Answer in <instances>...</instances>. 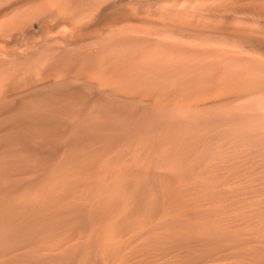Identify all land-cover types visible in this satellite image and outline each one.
Listing matches in <instances>:
<instances>
[{
	"label": "rangeland",
	"instance_id": "374dc122",
	"mask_svg": "<svg viewBox=\"0 0 264 264\" xmlns=\"http://www.w3.org/2000/svg\"><path fill=\"white\" fill-rule=\"evenodd\" d=\"M41 1L0 0V264H101V246L89 233L107 215L121 214L116 229L124 231L144 208L177 210L186 200L197 204L187 223L171 218L128 264H196L211 253L233 258L223 264H264V0L247 2L250 14L229 7L235 0H57L70 7L60 18ZM92 70L135 95L98 89L80 77ZM241 82L255 93L194 110L174 105L178 97ZM66 238L73 246L65 251L49 246Z\"/></svg>",
	"mask_w": 264,
	"mask_h": 264
},
{
	"label": "bare ground",
	"instance_id": "6f19581e",
	"mask_svg": "<svg viewBox=\"0 0 264 264\" xmlns=\"http://www.w3.org/2000/svg\"><path fill=\"white\" fill-rule=\"evenodd\" d=\"M3 1V0H2ZM15 1V0H14ZM23 1V0H22ZM43 1V0H42ZM42 1H41V3H42ZM59 1H61V0H59ZM66 1V0H65ZM223 0H221L218 4L220 5V3L222 2ZM226 1H228V0H226ZM232 1V0H231ZM251 1V2H250ZM252 1H253V3H252ZM254 1L256 2V1H263V0H235L232 4L230 3V0H229V4H231V5H229V7L231 6H233L238 12L240 11V12H242V13H247V14H250V9H249V7L247 8V6L245 5L247 2H250V4L252 3V5L251 6H254L253 4H254ZM13 2V1H12ZM26 2H28V1H26ZM44 2V1H43ZM62 2V1H61ZM61 2L59 3L57 0H46L45 1V3H46V5L48 6V7H50L52 10H54L58 15H59V18H60V16L61 17H63L64 15H65V13H66V11H65V9H66V7H67V5H65V7L63 8V6L61 5ZM96 2V1H95ZM224 2V1H223ZM44 3V4H45ZM64 3H66V2H64ZM27 4V3H26ZM166 4V3H165ZM248 4V3H247ZM6 5V4H5ZM40 5H43V4H40ZM179 5V4H178ZM200 5V4H199ZM228 5V4H227ZM256 5H258V4H255V6ZM259 5H260V3H259ZM31 6H32V4H31ZM39 6V5H38ZM72 6V5H71ZM190 6V5H189ZM196 6V5H195ZM195 6H194V8H195ZM210 6V5H209ZM221 6H223L222 4H221ZM44 7V6H43ZM69 7V6H68ZM67 7V9H69ZM198 7V5L196 6V8ZM34 8V7H33ZM41 8V7H40ZM49 8V9H50ZM202 8V7H201ZM216 8H220V6L219 7H216ZM136 9V8H135ZM227 9V8H226ZM249 9V10H248ZM133 10H134V8H133ZM132 10V11H133ZM198 10H200V9H198ZM218 10V9H217ZM235 10V11H236ZM33 11V10H32ZM69 11V10H68ZM118 11V10H117ZM126 11V10H125ZM141 11V10H140ZM205 11V10H204ZM236 11V12H237ZM257 11V10H256ZM137 12V11H136ZM135 12V13H136ZM55 13V14H56ZM143 13V12H142ZM164 13V12H163ZM16 14V13H15ZM36 14H38V13H36ZM56 14V15H57ZM73 14V13H72ZM147 14V13H146ZM166 14V13H165ZM235 14H237V13H235ZM17 15V14H16ZM24 15V14H23ZM68 15H69V13H68ZM138 15V14H137ZM146 16V15H145ZM144 16V17H145ZM148 16V15H147ZM164 16V15H163ZM162 16V17H163ZM237 16V15H236ZM21 17V16H20ZM131 17V16H130ZM135 17V16H134ZM141 17V16H140ZM154 17V16H153ZM157 17V16H156ZM133 18V17H132ZM136 18V17H135ZM160 18V17H159ZM209 18V17H208ZM262 18V17H261ZM28 19V18H27ZM52 18H50V20H51ZM55 19V18H54ZM149 19V18H148ZM147 18H146V20H148ZM155 19V18H154ZM157 19V18H156ZM155 19V20H156ZM161 19V18H160ZM244 19V18H243ZM91 20V19H90ZM89 20V21H90ZM101 20V19H100ZM145 20V19H144ZM158 20V19H157ZM1 21V20H0ZM14 21V20H13ZM54 21V20H53ZM92 21V20H91ZM151 21H152V19H151ZM161 21H162V19H161ZM169 21V20H168ZM217 21V20H216ZM55 22V21H54ZM53 22V23H54ZM96 22V23H95ZM153 22V21H152ZM163 22V21H162ZM162 22H160V24L162 23ZM17 23V21L15 22V24ZM42 23V22H41ZM57 23V22H56ZM94 23L96 24V25H103V24H105V23H107V22H104V21H94ZM116 23V22H115ZM134 23V22H133ZM163 23H165V22H163ZM197 23V22H196ZM91 25H92V23H90ZM125 24V23H124ZM132 24V23H131ZM174 24V23H173ZM8 25V24H7ZM59 25V24H58ZM123 25V24H122ZM133 25V24H132ZM134 25H136V24H134ZM149 25V24H148ZM147 24H146V26L149 28L150 26H148ZM223 25V24H222ZM6 26V25H5ZM137 26V25H136ZM142 27H146L145 26V24H144V26H143V24L141 25ZM14 27H16V26H14ZM93 27V26H92ZM91 27V28H92ZM138 27V26H137ZM237 27V26H236ZM2 28V27H1ZM0 28V29H1ZM39 28V27H38ZM83 28V27H82ZM140 28V27H139ZM147 28V29H148ZM151 28V27H150ZM154 27H152V29H153ZM157 28V27H156ZM161 28V27H160ZM160 28H158V29H160ZM205 28V27H204ZM6 29V28H5ZM15 29V28H14ZM25 29V28H24ZM118 29V28H117ZM142 29V28H141ZM225 29V28H224ZM110 30V29H109ZM165 30V29H164ZM164 30H163V32H164ZM176 30V29H175ZM183 30V29H182ZM17 31V30H16ZM50 31V30H49ZM106 31V30H105ZM145 31V30H144ZM151 31H154V33H155V30L153 29V30H151ZM160 31V30H159ZM161 31H162V29H161ZM168 31V30H167ZM234 31V30H233ZM205 32V31H204ZM216 32V31H215ZM29 33V32H28ZM39 33V32H38ZM159 33V32H158ZM165 33H167L166 31H165ZM11 34V33H10ZM48 34V33H47ZM107 34V33H106ZM201 34V33H200ZM70 35H71V33H70ZM140 35H141V33H140ZM143 35V34H142ZM44 36V35H43ZM178 36V35H177ZM263 36V35H262ZM77 37V36H76ZM212 38V37H211ZM102 39V38H101ZM105 39H106V37H105ZM104 39V40H105ZM199 39V38H198ZM20 40V39H19ZM73 40V39H72ZM246 40V39H245ZM101 42H103V41H101ZM106 42V41H105ZM11 44V43H10ZM22 44V43H21ZM67 44V43H66ZM97 44H101L100 43V41H99V43H97ZM103 44V43H102ZM105 45V44H104ZM1 46H2V44H1ZM24 46V45H23ZM73 46V45H72ZM241 46V45H240ZM249 46V45H248ZM187 48H188V46H187ZM208 48V47H207ZM215 48V47H214ZM237 48V47H236ZM240 48V47H239ZM1 49V48H0ZM3 49V48H2ZM241 49V48H240ZM246 49V48H245ZM244 49V50H245ZM236 50V49H235ZM243 50V49H242ZM248 50H249V48H248ZM256 51V50H255ZM254 51V52H255ZM258 51H260V50H258ZM25 52V51H24ZM27 53V52H26ZM258 55V54H257ZM260 55H262V56H264L263 54H260ZM49 56V55H48ZM134 56V55H133ZM133 56H132V58H133ZM139 57L141 56V55H138ZM10 59V58H9ZM136 59V58H135ZM134 59V60H135ZM140 59V58H139ZM147 59V58H146ZM145 59V60H146ZM153 59V58H152ZM26 60V59H25ZM106 60V59H105ZM117 60V59H116ZM133 60V61H134ZM137 60V59H136ZM55 61V60H54ZM138 61H140V60H138ZM137 61V62H138ZM108 62V61H107ZM127 62V61H126ZM165 62V61H164ZM177 62V61H176ZM210 62V61H209ZM124 63V62H123ZM135 63V62H134ZM133 63V64H134ZM140 63V62H139ZM201 63V62H200ZM211 63V62H210ZM132 64V65H133ZM152 64V63H151ZM173 64V63H172ZM185 64V63H184ZM199 64V63H198ZM16 65V64H15ZM35 65V64H34ZM136 65V64H135ZM143 65V64H142ZM100 66V65H99ZM134 66V65H133ZM132 66V67H133ZM152 66V65H151ZM169 66V65H168ZM188 66V65H187ZM203 66V65H202ZM26 67V66H25ZM37 67V66H36ZM136 67V66H135ZM196 67H197V65H196ZM199 67V66H198ZM27 68V67H26ZM54 68V67H53ZM186 68V67H185ZM202 69V68H201ZM205 69V68H204ZM220 69H221V67H220ZM209 70V69H208ZM252 70V69H251ZM1 71V70H0ZM132 71V70H131ZM1 72H3V71H1ZM0 72V73H1ZM17 72V71H16ZM52 72V71H51ZM146 72V71H145ZM218 72V71H217ZM220 72V71H219ZM218 72V73H219ZM221 73V72H220ZM232 73V72H231ZM28 74V73H27ZM30 74V73H29ZM33 74V73H32ZM81 74V73H80ZM129 74V73H128ZM198 74V73H197ZM216 74V73H215ZM222 74V73H221ZM221 74H219V76L221 75ZM228 74V73H227ZM259 74V73H258ZM18 75V74H17ZM38 75V74H37ZM77 75V74H76ZM140 75V74H139ZM138 75V76H139ZM207 75V74H206ZM205 75V76H206ZM42 76V75H41ZM51 76V75H50ZM247 76V75H246ZM245 76V77H246ZM248 76H250L249 74H248ZM252 76V75H251ZM73 77H74V75H73ZM80 77H82L84 80H86L87 82H89V83H91V84H93L94 86H96V87H98V89H102V90H112V91H114V92H117V93H121V94H131V96H132V94L133 95H135V93L136 92H134V91H132V90H129V89H127V88H125V87H122V86H119L117 83H115L114 81V79H112V78H110V77H108L107 76V74H105L103 71H101V70H92V71H86V72H84V73H82L81 74V76ZM119 77V76H118ZM131 77V76H130ZM223 77V76H222ZM81 78V79H82ZM215 78H217V77H215ZM254 78V77H253ZM129 79V78H128ZM132 79V78H131ZM136 79V78H135ZM246 79H247V77H246ZM248 79H250L249 77H248ZM127 80V79H126ZM214 80V79H213ZM254 80V79H253ZM34 81V80H33ZM51 81V80H50ZM138 81V80H137ZM207 81V80H206ZM251 81V80H250ZM257 81V80H256ZM255 81V82H256ZM26 82V81H25ZM142 82V81H141ZM73 83V82H72ZM71 83V84H72ZM242 83V85L239 83V85H240V87H238V88H235V89H231V88H229V90L228 89H226L225 87L227 86H225V87H222V88H218V89H216V90H213V91H211L210 93H200V94H192V95H186V97H184L183 96V98H181V97H178V99L176 100V102H174V105H185V106H188V108L190 109V107L192 108V106L193 107H198V106H202L203 104H206V103H208V102H211V103H213L214 101H224V100H231V99H234V98H238V97H241V96H243V95H245V94H249L250 95V93L253 91V88L252 87H250L249 86V84L247 85V82L246 83H244V82H241ZM181 84V83H180ZM184 84V83H183ZM246 84V85H245ZM4 85V84H3ZM6 85V84H5ZM27 85V84H26ZM25 85V86H26ZM141 85V84H140ZM144 85V84H143ZM29 86V85H28ZM136 86V85H135ZM184 86V85H183ZM202 86V85H201ZM137 87V86H136ZM203 87V86H202ZM235 87V86H234ZM81 88V87H80ZM180 88V87H179ZM232 88H233V86H232ZM6 89V88H5ZM90 89V88H89ZM169 89V88H168ZM3 90V89H2ZM8 91V90H7ZM59 91V90H58ZM77 91V90H76ZM179 91V90H178ZM52 92V91H51ZM170 92V91H169ZM81 93V92H80ZM139 93H141V92H139ZM252 93H255V92H252ZM251 93V94H252ZM151 94V93H150ZM26 95V94H25ZM50 95V94H49ZM94 95V94H93ZM141 95V94H140ZM144 95V94H143ZM174 95H175V93H174ZM254 95V94H253ZM22 96V95H21ZM34 96V95H33ZM48 96V95H47ZM70 96V95H69ZM139 96V95H138ZM171 96H173V95H171ZM72 97V96H71ZM129 97V96H128ZM141 97V96H140ZM50 98V97H49ZM252 98V97H251ZM264 98V97H263ZM262 98V99H263ZM98 99V98H97ZM252 99H254V98H252ZM257 100H258V98H256ZM15 100V99H14ZM32 100V99H31ZM46 100V99H45ZM144 100H145V98H144ZM157 100V99H156ZM260 101H263V100H261V99H259ZM172 101V100H171ZM28 102V101H27ZM59 102V101H58ZM84 102V101H83ZM143 102V101H142ZM232 102V101H231ZM242 102V101H241ZM128 103V102H127ZM145 103V102H144ZM264 103V102H263ZM74 104H76V102L74 103ZM80 104H81V102H80ZM230 104H232V103H230ZM229 104V105H230ZM234 104V103H233ZM232 104V105H233ZM262 104V103H261ZM102 105V104H101ZM218 105V104H217ZM235 105V104H234ZM236 105H238V104H236ZM255 105V104H254ZM259 105H260V103H259ZM190 106V107H189ZM36 107V106H35ZM58 107V106H57ZM75 107H77V106H75ZM227 107H229V106H227ZM235 107V106H234ZM178 108V107H177ZM187 108V107H186ZM188 108H187V110H188ZM194 108V109H195ZM232 108V107H231ZM59 109V108H58ZM71 109V108H70ZM180 109H182V108H180ZM193 109V108H192ZM193 109V110H194ZM236 109V108H235ZM83 110V109H82ZM175 110V109H174ZM179 110V109H178ZM186 110V109H185ZM186 110V111H187ZM30 111V110H29ZM28 111V112H29ZM33 111V110H32ZM169 111V110H168ZM180 111V110H179ZM184 111V110H183ZM195 111H197V110H195ZM242 111V110H241ZM32 113V112H31ZM160 113V112H159ZM177 112L175 111V114H176ZM184 113H187V112H184ZM192 113V112H191ZM198 113V112H197ZM25 114V113H24ZM41 114V113H40ZM128 114V113H127ZM18 115V114H17ZM29 115V114H28ZM32 115H34V114H32ZM170 115V114H169ZM36 116V115H35ZM238 116V115H237ZM26 117H28V116H26ZM29 117H30V115H29ZM153 117V116H152ZM168 117V116H167ZM193 117V116H192ZM34 118V117H33ZM59 118V117H58ZM189 118V117H188ZM14 120V119H13ZM37 120H39V119H37ZM42 120V119H41ZM61 120V119H60ZM195 120V119H194ZM242 120V119H241ZM262 120V119H261ZM34 121V120H33ZM8 123H9V121H8ZM39 123V122H38ZM43 122L41 121V124H42ZM94 123V122H93ZM261 123V122H260ZM148 125H149V123H147ZM1 125V124H0ZM163 125V124H162ZM72 126V125H71ZM182 126H184V125H182ZM190 127V126H189ZM77 128V127H76ZM157 129V128H156ZM205 129V128H204ZM73 130V129H72ZM71 130V131H72ZM140 130V129H139ZM187 130V129H186ZM36 131V130H35ZM8 132V131H7ZM15 132V131H14ZM134 132H135V130H134ZM134 132H132V133H134ZM138 132V131H137ZM141 132V131H140ZM19 133V132H18ZM29 133V132H28ZM40 133H41V131H40ZM44 133V132H43ZM46 133V132H45ZM33 135H34V132L32 133ZM49 134V133H48ZM97 134H98V132H97ZM192 134V133H191ZM245 134V133H244ZM260 134V133H259ZM5 135V134H4ZM42 135V134H41ZM45 135V134H44ZM50 135V134H49ZM69 135V134H68ZM74 135H75V133H74ZM84 135V134H83ZM125 135V134H124ZM135 135V134H134ZM195 135V134H194ZM12 136V135H11ZM24 136V135H23ZM185 136V135H184ZM44 137V136H43ZM70 137V136H69ZM91 137V136H90ZM98 137V136H97ZM126 137V136H125ZM127 137H129V136H127ZM132 137V136H131ZM137 137H139L138 135H137ZM13 138V137H12ZM15 138V137H14ZM32 138H37V137H34V136H32ZM40 138V137H39ZM39 138H37L36 140H38ZM71 138V137H70ZM134 137H132V139H133ZM52 139V138H51ZM92 139V138H91ZM139 139H140V137H139ZM189 139V138H188ZM226 139V138H225ZM228 139V138H227ZM41 139H39V141H40ZM43 140V139H42ZM45 140V139H44ZM75 140V139H74ZM137 140V139H136ZM192 140V139H191ZM220 140V139H219ZM14 141V140H13ZM53 141V140H52ZM67 141H69V140H67ZM93 141H96V140H93ZM127 141V140H126ZM132 141H135V140H132ZM140 140H138L137 142H139ZM200 141V140H199ZM253 141V140H252ZM50 142V141H49ZM48 142V143H49ZM91 142V141H90ZM5 143V142H4ZM80 143H82V142H80ZM103 143V142H102ZM223 143V142H222ZM264 143V142H263ZM262 143V144H263ZM7 144H8V142H7ZM68 144H69V142H68ZM83 144V143H82ZM96 144V143H95ZM253 144V143H252ZM259 144V143H258ZM257 144V145H258ZM4 145V144H3ZM105 145V144H104ZM169 145V144H168ZM173 145V144H172ZM203 145V144H202ZM211 145H213V144H211ZM261 145V144H260ZM46 146V145H45ZM67 146V145H66ZM113 146V145H112ZM146 146V145H145ZM170 146V145H169ZM259 146V145H258ZM20 147V146H19ZM50 147V146H49ZM250 147H252V146H250ZM1 148V147H0ZM4 148V147H3ZM51 148V147H50ZM54 148V147H53ZM98 148V147H97ZM127 148V147H126ZM129 148V147H128ZM136 148V147H135ZM195 148V147H194ZM214 148V147H213ZM212 148V149H213ZM254 148V151H255V148L256 147H253ZM2 149V148H1ZM66 149V148H65ZM99 149V148H98ZM149 149H150V147H149ZM196 149V148H195ZM250 149H252V148H249V150ZM263 149V148H262ZM26 150H28V149H26ZM47 150V149H46ZM97 150V149H96ZM5 151V150H4ZM7 151H8V149H7ZM31 151V150H30ZM100 150H98V152H99ZM102 151V150H101ZM133 151V150H132ZM131 151V152H132ZM180 151V150H179ZM256 151H258V149H256ZM170 152V151H169ZM242 152H244V151H242ZM249 152V151H248ZM100 153V152H99ZM140 153V152H139ZM161 153V152H160ZM17 154V153H16ZM108 154V153H107ZM162 154H164V153H162ZM161 154V155H162ZM167 154V153H166ZM245 154V153H244ZM257 154V153H256ZM4 155V154H3ZM98 155V154H97ZM191 155V154H190ZM10 156V155H9ZM20 156V155H19ZM29 156H31V155H29ZM86 156V155H85ZM101 156V155H100ZM107 156V155H106ZM105 156V157H106ZM121 156V155H120ZM149 156H151V155H149ZM156 156V155H155ZM165 156V155H164ZM231 156V155H230ZM26 157V156H25ZM45 157V156H44ZM43 157V158H44ZM160 157V156H159ZM224 157V156H223ZM244 157V156H243ZM42 158V159H43ZM128 158V157H127ZM255 158V157H254ZM32 159V158H31ZM59 159V158H58ZM165 159V158H164ZM11 160H12V157H11ZM79 160V159H78ZM232 160V159H231ZM136 161H138V160H136ZM151 161H152V159H151ZM233 161V160H232ZM100 162V161H99ZM99 162H98V164H99ZM226 162V161H225ZM240 162V161H239ZM94 163V162H93ZM134 163V162H133ZM159 163V162H158ZM231 163V162H230ZM253 163V162H252ZM3 164V163H2ZM146 164V163H145ZM213 164V163H212ZM216 164H217V162H216ZM255 164V163H254ZM258 164V163H257ZM264 164V163H263ZM78 165V164H77ZM105 165V164H104ZM218 165H219V163H218ZM221 165V164H220ZM239 165V164H238ZM100 166V165H99ZM148 166V165H147ZM170 166H172V165H170ZM179 166V165H178ZM192 166V165H191ZM209 166V165H208ZM213 166H214V164H213ZM263 166V165H262ZM40 167V166H39ZM98 167V166H97ZM118 167V166H117ZM216 167V166H215ZM218 167H220V166H218ZM102 168H104V167H102ZM144 168H146V167H144ZM143 167H142V169L143 170H145ZM217 168V167H216ZM0 169H1V167H0ZM193 169V168H192ZM129 170V169H128ZM139 170V169H138ZM147 170V169H146ZM168 170V169H167ZM174 170V169H173ZM205 170V169H204ZM220 169H218V171H219ZM133 171H134V169H133ZM141 171V170H140ZM154 171V170H153ZM170 171V170H169ZM189 171V170H188ZM131 172V171H130ZM159 172V171H158ZM205 172H206V170H205ZM204 172V173H205ZM221 172V171H220ZM239 172V171H238ZM80 173V172H79ZM98 173V172H97ZM133 173V172H132ZM140 173V172H139ZM141 173H143L142 171H141ZM200 173H202V172H200ZM210 173V172H209ZM213 173V172H212ZM218 173V172H217ZM216 173V174H217ZM222 173V172H221ZM57 174V173H56ZM104 174V173H103ZM137 174V173H136ZM135 174V176H137ZM177 174V173H176ZM192 174V173H191ZM174 175V174H173ZM213 175V174H212ZM222 175V174H221ZM61 176V175H60ZM82 176V175H81ZM86 176V175H85ZM89 176V175H88ZM125 176V175H124ZM139 176V175H138ZM171 176V175H170ZM187 176V175H186ZM208 176V175H207ZM214 176V175H213ZM58 177V176H57ZM141 177V176H140ZM162 177V176H161ZM173 177V176H172ZM201 177V176H200ZM205 177H206V175H205ZM215 177H216V175H215ZM233 177V176H232ZM3 178V177H2ZM26 178V177H25ZM77 178V177H76ZM94 178V177H93ZM103 178H105V177H103ZM124 178V177H123ZM139 178V177H138ZM214 178V177H213ZM218 178V177H217ZM234 178V177H233ZM22 179V178H21ZM26 179H28V178H26ZM80 179V178H79ZM84 179V178H83ZM134 179H136V178H134ZM202 179V178H201ZM204 179V178H203ZM8 180V179H7ZM7 180H5V181H7ZM29 180V179H28ZM48 180V179H47ZM56 180V179H55ZM98 180V179H97ZM174 180V179H173ZM210 180H211V178H210ZM4 180H2V182H3ZM12 181H14V179L12 180ZM20 181V180H19ZM179 181V180H178ZM201 181H203V180H201ZM206 181V180H205ZM221 181V180H220ZM204 182V181H203ZM215 182V181H214ZM213 182V183H214ZM13 183V182H12ZM200 183H202V182H200ZM205 183V182H204ZM225 183V182H224ZM3 184V183H2ZM133 184V183H132ZM150 184V183H149ZM179 184H180V182H179ZM194 184V183H193ZM206 184V183H205ZM228 184V183H227ZM231 184H233L232 182H231ZM18 185V184H17ZM122 185V184H121ZM185 185V184H184ZM204 185V184H203ZM207 185V184H206ZM205 185V186H206ZM255 185V184H254ZM204 186V187H205ZM229 186V185H228ZM53 187V186H52ZM152 187V186H151ZM151 187H149V188H151ZM177 187V186H176ZM176 187H175V189H176ZM200 187V186H199ZM198 187V188H199ZM220 187V186H219ZM225 187V186H224ZM230 187H231V185H230ZM156 188V187H155ZM158 188V187H157ZM168 188V187H167ZM172 188V187H171ZM196 188V187H195ZM226 188V187H225ZM120 189V188H119ZM174 189V188H173ZM172 189V190H173ZM175 189H174V191H175ZM180 189V188H179ZM205 189V188H204ZM206 189H208V188H206ZM205 189V190H206ZM213 189V188H212ZM212 189H210V191L212 190ZM222 189V188H221ZM7 190V189H6ZM58 190V189H57ZM98 190V189H97ZM166 190V189H165ZM164 190V191H165ZM223 190V189H222ZM225 190V189H224ZM53 191V190H52ZM73 191V190H72ZM152 191V190H151ZM150 191V192H151ZM153 191H154V189H153ZM160 191V190H159ZM161 191H162V189H161ZM160 191V192H161ZM166 191H168V189L166 190ZM165 191V192H166ZM174 191H172V193L174 192ZM205 192V193H207V195H208V193H211V192ZM217 191H218V189H217ZM101 192V191H100ZM164 192V193H165ZM177 192V191H176ZM189 192V191H188ZM192 192V191H191ZM200 192H201V189H200ZM33 193V192H32ZM130 193V192H129ZM159 193V192H158ZM164 193H162V195L164 194ZM197 193V192H196ZM215 193V192H214ZM202 194H204L203 192H202ZM201 194V195H202ZM218 194V193H217ZM58 195V194H57ZM133 195V194H132ZM135 195V194H134ZM160 195V194H159ZM165 195H167V197L169 196L168 195V193L166 192L163 196H165ZM173 195H175V193L173 194ZM195 195V194H194ZM197 195V194H196ZM205 195V194H204ZM203 195V196H204ZM220 195V194H219ZM69 196V195H68ZM143 196V195H142ZM221 196V195H220ZM225 196V195H224ZM236 196V195H235ZM239 196V195H238ZM70 197V196H69ZM132 197V196H131ZM174 197V196H173ZM176 197V196H175ZM194 197V196H193ZM18 198V197H17ZM83 198V197H82ZM179 198H182V199H184L183 197H179ZM190 198V197H189ZM214 198V197H213ZM225 198V197H224ZM229 198V197H228ZM244 198V197H243ZM158 199V198H157ZM167 199V198H166ZM172 198H169V199H167V200H171ZM192 199V198H191ZM205 199V198H204ZM19 200V199H18ZM28 200V199H27ZM41 200V199H40ZM143 201H144V199H142ZM176 200H178V196H177V199ZM185 200V199H184ZM183 200V201H184ZM190 200V199H189ZM194 200V199H193ZM201 200H203V199H201ZM211 200V199H210ZM225 200V199H224ZM20 201V200H19ZM112 201V200H111ZM125 201V200H124ZM157 200H155L154 202H156ZM179 201V200H178ZM200 201V200H199ZM206 201V200H205ZM227 201V200H226ZM26 202V201H25ZM80 202V201H79ZM102 202V201H101ZM138 202V201H137ZM158 202V201H157ZM156 202V203H157ZM175 201H173V199H172V206H174V203ZM185 202H187V203H189V204H185ZM184 202V204L182 203V201H181V203L183 204L180 208H176L177 210H168L166 207H164V208H166V209H164V208H159V209H162V212H160V213H156L154 210L152 211V213L153 214H151V212L150 213H148V212H146L145 210H146V208H144L145 210L142 212L143 213V215H144V213H145V215H147L146 217H141L140 218V216L142 215V214H139L138 215V217H139V219H135L136 221L135 222H133V224H132V226L129 228V229H127V230H124V231H120V230H118V229H116V224L117 225H119V222H118V220H119V218H121V214H119V213H115V214H111V215H107L106 216V218L102 221V223L98 226V227H95V228H93V230L89 233V237H93V236H95L96 238H97V240H98V245L100 244V246H101V248H100V252H101V254L99 253L98 254V256L99 255H101V264H128L129 263V260H130V258H131V256H132V254H133V252L136 250V248L139 246V245H141V244H143L144 242H145V239H146V237L147 236H150V235H155V234H160L162 231H164V230H161L160 229V227L161 226H163V225H165L167 222L168 223H171L170 221H172V219L171 218H173V220H175V218H185V219H189V217L187 216L188 214H187V212L189 213V211H192V210H196V203H195V205L194 204H191L190 202H188V200H186ZM214 202H215V200H214ZM230 202V201H229ZM261 202V201H260ZM122 203V202H121ZM141 203V202H140ZM165 203H167V201L165 202ZM174 203V204H173ZM178 203V202H177ZM213 203V202H212ZM220 203V202H219ZM251 203H253V202H251ZM81 204V203H80ZM102 204V203H101ZM129 204V203H128ZM178 204H180V202L178 203ZM250 204V203H249ZM260 204V203H259ZM35 205V204H34ZM46 205V204H45ZM119 205V204H118ZM123 205V204H122ZM124 205L126 206V204L124 203ZM153 205V204H152ZM159 205V204H158ZM200 205V204H199ZM240 205V204H239ZM5 206V205H4ZM175 206H177L176 204H175ZM194 206V209L192 208V210L190 209L191 207H193ZM209 206V205H208ZM207 206V207H208ZM210 206H214V205H212V204H210ZM209 206V207H210ZM219 206H221V204H219ZM155 207V206H154ZM153 207V208H154ZM157 207V206H156ZM158 207H160V206H158ZM218 207V206H217ZM236 207V206H235ZM240 207V206H239ZM3 208V207H2ZM67 208V207H66ZM119 208H121L122 209V207H120V205H119ZM125 208V207H124ZM129 207H127L126 209H128ZM152 208V209H153ZM174 208V207H173ZM45 209V208H44ZM78 209V208H77ZM158 209V210H159ZM169 209H170V207H169ZM172 209V208H171ZM200 209V208H199ZM23 210V209H22ZM68 210V209H67ZM125 210V209H124ZM206 210V209H205ZM105 211V210H104ZM115 211V210H114ZM116 211H117V209H116ZM128 211V210H127ZM148 211V210H147ZM150 211V210H149ZM197 211V210H196ZM207 211V210H206ZM227 211V210H226ZM23 212V211H22ZM118 212V211H117ZM125 212H126V210H125ZM141 212V211H140ZM201 212V211H200ZM231 212V211H230ZM81 213V212H80ZM127 213V212H126ZM147 213V214H146ZM205 213V212H204ZM218 213V212H217ZM8 214V213H7ZM83 214V213H82ZM103 214V213H102ZM148 214H150L149 216H148ZM196 214V213H195ZM207 214V213H206ZM205 214V215H206ZM191 215V213L189 214V216ZM198 215V214H197ZM200 215V214H199ZM213 215H215V216H217V218L219 219V215L220 214H216V213H214ZM228 215V214H227ZM202 216V215H201ZM200 216V217H201ZM208 216V215H207ZM16 217V216H15ZM188 217V218H187ZM199 217V216H198ZM198 217L196 218L197 220H198ZM211 217H213V216H211ZM224 216H222V218H223ZM51 218H52V216H51ZM67 218V217H66ZM75 218H76V216H75ZM101 218V217H100ZM127 218V217H126ZM131 218V217H130ZM207 218V217H206ZM205 218V219H206ZM214 219H216V220H218L217 218H215V217H213ZM212 218V219H213ZM227 218V217H226ZM6 219V218H5ZM80 219V218H79ZM184 219V222L185 221H188V220H185ZM202 219V221H204L203 220V218H201ZM211 219V218H210ZM221 219V218H220ZM233 219V218H232ZM68 220V219H67ZM76 220V219H75ZM196 220V221H197ZM209 220V219H208ZM12 221V220H11ZM81 221V220H80ZM129 221V218H128V220H126V222H128ZM199 221V220H198ZM197 221V222H198ZM220 221V220H219ZM77 222V221H76ZM175 222H177V221H175ZM181 222V221H180ZM189 222H191V221H189ZM212 222H214L215 224H216V221H212ZM212 222H210V224L212 225L213 223ZM227 222V221H226ZM232 222V221H231ZM243 222V221H242ZM241 222V223H242ZM18 223V222H17ZM22 223V222H21ZM32 223V222H31ZM74 223V222H73ZM165 223V224H164ZM167 223V224H168ZM177 223H179V222H177ZM185 223H187V222H185ZM205 223V222H204ZM220 223H223V222H221L220 221ZM228 223H229V221H228ZM227 223V224H228ZM246 223V222H245ZM67 224V223H66ZM174 224H176V223H174ZM190 224V223H189ZM198 224H199V222H198ZM198 224H196L197 226H196V228L194 227V229H196L197 231H198ZM207 224V223H206ZM205 224V225H206ZM209 224V223H208ZM16 225V224H15ZM20 225V224H19ZM239 225V224H238ZM190 226V225H189ZM194 226V225H193ZM206 226H208V225H206ZM233 226V225H232ZM236 226V225H235ZM249 226V225H248ZM91 227H92V225H91ZM91 227H90V229H91ZM125 227V226H124ZM215 227H217V225L215 226ZM258 227V226H257ZM201 228V227H200ZM211 228V227H210ZM226 228V227H225ZM224 228V229H225ZM28 229V228H27ZM176 229V228H175ZM226 229H228V228H226ZM235 229V228H234ZM74 230V229H73ZM87 230V229H86ZM85 230V231H86ZM180 230V229H179ZM212 230V229H211ZM218 230V229H217ZM246 230V229H245ZM84 231V230H83ZM196 231V232H197ZM201 231V230H200ZM203 231V230H202ZM209 231V230H208ZM223 231V230H222ZM234 231V230H233ZM232 231V235H234V232ZM247 231V230H246ZM250 231V230H249ZM81 232V231H80ZM166 233V236H167V233H168V231H165ZM169 232H170V230H169ZM173 232V231H172ZM205 232V231H204ZM207 232V231H206ZM224 232V231H223ZM227 232V231H226ZM225 232V233H226ZM230 233H231V231H229ZM6 233V232H5ZM4 233V234H5ZM9 233V232H8ZM58 233V232H57ZM73 233H75V232H73ZM81 233H83V232H81ZM80 233V234H81ZM177 233V232H176ZM181 233V232H180ZM199 232H197V234H198ZM228 233V232H227ZM244 233V232H243ZM251 233V232H250ZM3 234V235H4ZM79 234V233H78ZM80 234L78 235L79 237H80ZM164 234V235H165ZM206 234H208V233H206ZM210 234V233H209ZM208 234V235H209ZM222 234V233H221ZM224 234V233H223ZM61 235V234H60ZM83 234H81V236H82ZM199 235V234H198ZM228 235H230V234H228ZM256 235V234H255ZM24 236V235H23ZM190 236V235H189ZM223 236V235H222ZM248 236V235H247ZM25 237V236H24ZM63 237V236H62ZM69 237V236H68ZM191 237V236H190ZM206 237H207V235H206ZM230 237V236H229ZM239 237H241V236H239ZM254 238H255V236H253ZM257 238H258V236H256ZM26 238V237H25ZM35 238V237H34ZM49 238H50V236H49ZM52 238V237H51ZM151 238V237H150ZM157 238V237H156ZM170 238V237H169ZM179 238V237H178ZM234 238V237H233ZM242 238H245V237H242ZM257 238H255V239H257ZM70 239V238H69ZM69 239H62V240H59V241H56V242H48L49 243V246L51 247V249L53 250V249H58V251H59V249L60 248H64V251L66 250L65 249V247L67 248V249H69V245L71 244L70 243V241L71 240H69ZM82 239V238H81ZM85 239V238H84ZM87 239H88V237H87ZM90 239V238H89ZM92 239H94V238H92ZM180 239V238H179ZM215 239H216V237H215ZM226 238H223V240H225ZM229 239H231V238H229ZM30 240V239H29ZM35 240V239H34ZM96 240V239H95ZM154 240V239H153ZM191 240V239H190ZM233 240V239H232ZM252 240V239H251ZM151 241H152V239H151ZM181 241V240H180ZM187 241V240H186ZM229 241H231V240H229ZM1 242V241H0ZM147 242V241H146ZM210 242V241H209ZM235 242V241H234ZM245 242V241H244ZM243 242V243H244ZM12 243V242H11ZM16 243V242H15ZM73 243H75L74 241H73ZM229 243V242H228ZM227 243V244H228ZM85 244V243H84ZM225 244V243H224ZM246 244V243H245ZM3 245V244H2ZM13 245V244H12ZM152 245V244H151ZM173 245V244H172ZM199 245V244H198ZM230 245V244H229ZM243 245V244H242ZM241 245V246H242ZM247 245V244H246ZM68 246V247H67ZM70 246H73V245H70ZM99 246V247H100ZM202 246V245H201ZM232 246V245H231ZM234 246V245H233ZM232 246V247H233ZM252 246V245H251ZM251 246H250V244H249V248H251ZM259 246V245H258ZM2 247V246H1ZM96 247V246H95ZM236 247V246H235ZM244 247V248H243ZM242 248L245 250L246 249V246L244 245ZM177 248V247H176ZM208 248V247H207ZM225 248V247H224ZM241 248V247H240ZM240 248L238 249V250H240ZM143 249V248H142ZM149 249V248H148ZM213 249V248H212ZM212 249H210L211 251H212ZM216 249V248H215ZM215 249H213L214 251H218V249L217 250H215ZM242 249V250H243ZM252 249V248H251ZM250 249V250H251ZM256 249V248H255ZM254 249V250H255ZM61 250V249H60ZM71 250V249H70ZM237 250V251H238ZM250 250H248V251H250ZM6 251V250H5ZM48 251V250H47ZM140 251V250H139ZM146 251V250H145ZM161 251V250H160ZM209 250H207L206 251V253L208 252ZM211 251H209V254L211 253ZM229 251H232L231 250V247H230V249H229ZM248 251L246 252V254H248ZM253 251V250H252ZM260 251V250H259ZM9 252V251H8ZM142 252H143V250H142ZM162 252H164V251H162ZM175 252V251H174ZM198 252V251H197ZM201 252V251H200ZM203 252V251H202ZM220 252V251H219ZM242 252V251H241ZM61 253H63V252H61ZM159 253H161V252H158V254ZM205 253V252H204ZM214 253V252H213ZM218 253V252H217ZM249 253H251V252H249ZM264 253V252H263ZM140 254H141V252H140ZM150 255H151V253H149ZM157 254V253H156ZM177 254V253H176ZM179 254V253H178ZM212 254V253H211ZM211 254H210V258H209V256H207L208 258H205V259H202V260H200L199 262H196V264H219V262L221 261H223V258H221L220 256L218 257H216L215 256V258H214V256H213V254H212V256H213V258H211ZM238 254V253H237ZM16 255V254H15ZM141 255H143V254H141ZM206 255V254H205ZM218 255V254H217ZM235 255V254H234ZM249 255V254H248ZM261 255H262V253H261ZM5 256V255H4ZM4 256H2V257H4ZM79 256V255H78ZM140 256V255H139ZM156 256H158V255H156ZM160 256H161V254H160ZM236 256V255H235ZM238 256V255H237ZM237 256H236V258H237ZM259 257H260V255H258ZM12 257V256H11ZM82 257V256H81ZM141 257V256H140ZM143 257V256H142ZM247 257V256H246ZM253 257V256H252ZM46 258V257H45ZM80 258V257H79ZM170 258V257H169ZM180 258V257H179ZM18 259V258H17ZM26 259V258H25ZM136 259V258H135ZM233 258H231V257H225L224 258V260H226L227 261V263H228V260H230V263L232 262L231 260H232ZM253 259V258H252ZM1 260V259H0ZM4 260V259H3ZM7 260H9V258L7 259ZM19 260V259H18ZM81 260V259H80ZM260 260V259H259ZM86 261V260H85ZM84 261V262H85ZM150 261V260H149ZM173 261V260H172ZM96 262V261H95ZM131 262H132V259H131ZM168 262V261H167ZM171 262V261H170ZM189 262V261H188ZM187 262V263H188ZM193 262H195V261H193ZM44 263V262H43ZM88 263H89V261H88ZM132 263H134V261L132 262ZM132 263H130V264H132ZM248 264H249V262H247ZM264 263V262H263ZM85 264V263H84ZM138 264V263H137ZM140 264V263H139ZM158 264V263H157ZM161 264V263H160ZM168 264V263H167ZM222 264H223V262H222ZM224 264H226V263H224Z\"/></svg>",
	"mask_w": 264,
	"mask_h": 264
}]
</instances>
